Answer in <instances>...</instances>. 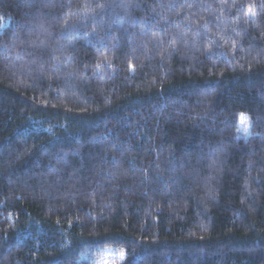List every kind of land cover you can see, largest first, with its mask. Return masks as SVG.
Masks as SVG:
<instances>
[{
	"label": "trees",
	"instance_id": "1",
	"mask_svg": "<svg viewBox=\"0 0 264 264\" xmlns=\"http://www.w3.org/2000/svg\"><path fill=\"white\" fill-rule=\"evenodd\" d=\"M103 261L264 264V0H0V264Z\"/></svg>",
	"mask_w": 264,
	"mask_h": 264
},
{
	"label": "rangeland",
	"instance_id": "2",
	"mask_svg": "<svg viewBox=\"0 0 264 264\" xmlns=\"http://www.w3.org/2000/svg\"><path fill=\"white\" fill-rule=\"evenodd\" d=\"M109 252H110V251H109ZM107 253H108V251H107ZM110 256H111V255H109L108 258H109ZM106 257H107V255H106ZM105 260H107V258H105ZM102 264H108V262L103 261Z\"/></svg>",
	"mask_w": 264,
	"mask_h": 264
},
{
	"label": "snow or ice",
	"instance_id": "3",
	"mask_svg": "<svg viewBox=\"0 0 264 264\" xmlns=\"http://www.w3.org/2000/svg\"><path fill=\"white\" fill-rule=\"evenodd\" d=\"M122 258H123V256H122Z\"/></svg>",
	"mask_w": 264,
	"mask_h": 264
}]
</instances>
